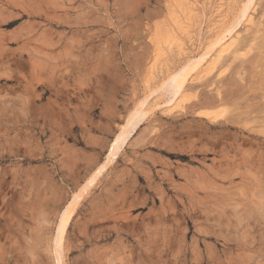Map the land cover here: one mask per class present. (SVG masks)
<instances>
[{
	"label": "rangeland",
	"instance_id": "rangeland-1",
	"mask_svg": "<svg viewBox=\"0 0 264 264\" xmlns=\"http://www.w3.org/2000/svg\"><path fill=\"white\" fill-rule=\"evenodd\" d=\"M236 2L221 11L232 16ZM256 2L255 24L238 28L247 54L189 81L183 108L151 110L97 177L67 231L63 264H264V0ZM220 3L198 0V20L217 24ZM176 8L0 0V264H59L60 212L107 160ZM182 60L171 55L170 68Z\"/></svg>",
	"mask_w": 264,
	"mask_h": 264
},
{
	"label": "bare ground",
	"instance_id": "bare-ground-1",
	"mask_svg": "<svg viewBox=\"0 0 264 264\" xmlns=\"http://www.w3.org/2000/svg\"><path fill=\"white\" fill-rule=\"evenodd\" d=\"M236 1L237 0H235V2ZM174 2H176L177 7L173 13H171L173 14L174 24H171L170 28L166 27L161 35L156 38V51L148 66V78L145 83L146 88L143 96L130 112L126 122L122 124L114 140L110 143L107 160L105 159L106 161L96 168L91 177H89V179L72 195L60 212L54 247L58 259L56 260L59 264L64 263V241L79 203L93 186L97 177L106 169L105 167L107 164L111 161L113 162V160L118 157L120 151L127 144L142 119L158 106H166L165 108L168 110L183 108L187 97V91H189L187 87L189 81H195L209 76L215 71L220 70L227 56L232 55L234 58L247 54L245 51L247 48H250L247 44H240V33L238 32L240 29L238 28L243 24L252 26L255 24V21H257L254 16L257 6L256 0H242L240 6L236 2L239 7H236V13L230 17L226 12L225 14L221 11L225 6V0H221L219 6L215 7L220 17L217 24H207L206 20L208 19L206 15H202L198 20V0H174ZM229 5H231V3ZM198 8L200 9V7ZM212 21L214 20L212 19ZM213 25L216 27L215 30ZM195 29H198L197 32H195ZM204 29H206L204 36H206L207 32H212V34L203 39ZM173 54L174 56H178V58L183 57V60L176 67L170 68V57ZM161 57L165 59H163L165 62L160 63ZM158 73H164V76L156 83ZM157 94L159 96L163 95L165 99L159 102V100L156 99L158 96ZM214 109L212 110L214 111ZM214 116L216 117V115ZM65 210H67V212H65Z\"/></svg>",
	"mask_w": 264,
	"mask_h": 264
},
{
	"label": "snow or ice",
	"instance_id": "snow-or-ice-1",
	"mask_svg": "<svg viewBox=\"0 0 264 264\" xmlns=\"http://www.w3.org/2000/svg\"><path fill=\"white\" fill-rule=\"evenodd\" d=\"M65 212H67V210H65ZM61 226H62V222H61Z\"/></svg>",
	"mask_w": 264,
	"mask_h": 264
}]
</instances>
